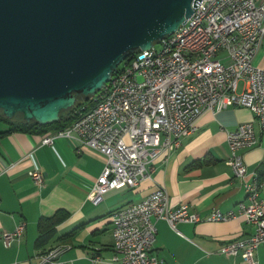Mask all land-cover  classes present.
Wrapping results in <instances>:
<instances>
[{
  "label": "built area",
  "instance_id": "2783aa9c",
  "mask_svg": "<svg viewBox=\"0 0 264 264\" xmlns=\"http://www.w3.org/2000/svg\"><path fill=\"white\" fill-rule=\"evenodd\" d=\"M263 37L264 0H197L184 22L157 42V49L153 42L127 63L118 64L102 87L72 110L71 123L43 132L40 143L74 135L79 148H90L104 157L87 196L96 204L107 191L134 188L148 178L154 158L173 151L183 136L193 133L201 112L244 107L251 118L226 133L227 164L234 178H242L245 165L240 151L255 144L254 123L264 129V69L252 63ZM28 175L41 185L39 169ZM259 186L255 178L245 182V198L233 209L214 208L202 217L188 213L184 203L171 206L167 192L157 187L110 212L113 254L109 261L160 264L151 253L155 219L175 229L179 221L241 217L251 233L225 242L218 252L255 264L253 250L264 241V198L257 195ZM23 229L20 221L12 230L2 231L3 245L18 241ZM68 247L59 243L39 252L33 264H61L57 256Z\"/></svg>",
  "mask_w": 264,
  "mask_h": 264
},
{
  "label": "crops",
  "instance_id": "0c3cea01",
  "mask_svg": "<svg viewBox=\"0 0 264 264\" xmlns=\"http://www.w3.org/2000/svg\"><path fill=\"white\" fill-rule=\"evenodd\" d=\"M252 63L264 69V37ZM250 118L248 109L236 106L201 112L194 121L193 133L183 136L173 151L154 158L148 178L134 188L109 190L96 204L87 196L104 164L100 153L79 148L74 135L56 137L51 144L40 143L42 133L13 131L1 136L0 233L12 230L20 221L24 229L18 241L7 246L0 238V264H33L40 251L33 246L36 220L56 209L68 212L55 227V240L49 245L69 246L57 256L61 264H117L109 261L113 254L110 212L140 200L157 187L167 192L171 206L184 203L188 213L201 217L214 208L233 209L245 198L244 183L255 178V167L264 160V129L254 123L256 142L240 151L244 176L234 178L227 164L226 133ZM34 168L43 176L39 186L28 175ZM257 195L264 198V181ZM154 226L151 253L161 260L160 264H248L238 255L218 252L225 242L251 233L241 217L218 222L179 221L175 229L165 220L155 219ZM74 228L67 239H57ZM94 256L98 260H93ZM252 260L264 264V241L253 250Z\"/></svg>",
  "mask_w": 264,
  "mask_h": 264
},
{
  "label": "water",
  "instance_id": "95a60500",
  "mask_svg": "<svg viewBox=\"0 0 264 264\" xmlns=\"http://www.w3.org/2000/svg\"><path fill=\"white\" fill-rule=\"evenodd\" d=\"M197 0H0V111L40 125L149 48Z\"/></svg>",
  "mask_w": 264,
  "mask_h": 264
},
{
  "label": "trees",
  "instance_id": "16d2710c",
  "mask_svg": "<svg viewBox=\"0 0 264 264\" xmlns=\"http://www.w3.org/2000/svg\"><path fill=\"white\" fill-rule=\"evenodd\" d=\"M137 51L138 50L128 52L123 62L127 63L131 56ZM90 96L91 95L84 97L82 95H76L74 103L70 108L61 110L58 114V118L55 121L44 125H40L34 120L25 121L20 117V115H15L12 118H6L0 111V124L6 126L5 128L0 129V137L13 131L40 134L48 130L64 128L65 126H68L74 118V116L71 115L72 110L81 105L84 101H88ZM203 162H205V160ZM254 172L255 179L260 185L264 181V160L260 161L256 165ZM67 215L68 212L65 210L56 209L51 215L40 216L37 218L36 236L33 241V246L35 249H39V252L42 253L50 247V243L55 240V227L61 223L67 217ZM74 230L75 228L67 231L57 239H67V237H69Z\"/></svg>",
  "mask_w": 264,
  "mask_h": 264
},
{
  "label": "rangeland",
  "instance_id": "374dc122",
  "mask_svg": "<svg viewBox=\"0 0 264 264\" xmlns=\"http://www.w3.org/2000/svg\"><path fill=\"white\" fill-rule=\"evenodd\" d=\"M153 44H154L155 49H157V48L159 47V45H158L157 42H154ZM5 127H6L5 125L0 124V129H3V128H5Z\"/></svg>",
  "mask_w": 264,
  "mask_h": 264
}]
</instances>
